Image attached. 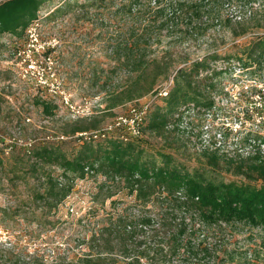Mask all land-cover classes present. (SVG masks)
Here are the masks:
<instances>
[{
  "label": "rangeland",
  "instance_id": "rangeland-1",
  "mask_svg": "<svg viewBox=\"0 0 264 264\" xmlns=\"http://www.w3.org/2000/svg\"><path fill=\"white\" fill-rule=\"evenodd\" d=\"M64 1H49L40 11L45 19L22 36L0 35V264H19L22 254L46 264L77 259L89 251L90 238L110 222L111 215L115 218L135 202V196L121 185L112 197L98 196L104 177L89 174L76 180L71 194L51 208L37 199L34 178L14 177L13 166L21 150L44 141L73 147L92 134L94 141L122 137L133 131L125 120L148 104L147 117L155 106H162L166 96L160 93L170 91L177 70L205 56L218 59L210 61L200 78L226 70L201 83L214 100L215 110L206 118L188 112L181 122L186 132L168 126L163 135L139 130L132 139L144 138L170 148L189 168H199L211 179L260 185L250 167L257 161L256 153L264 157V149H258L264 142V62L234 67L251 40L264 35V0H255L243 13L236 3L223 0L220 21L203 18L196 34L179 29L175 34L167 30L153 34L149 56L170 69L154 81L149 93L117 105H111L109 95L122 88L129 72H116L112 44L118 36L127 37L131 27L129 21L114 17L115 2L120 0H67L77 1L78 6L49 17ZM38 98L57 104L53 115L44 114L35 103ZM78 125L89 129L73 134ZM204 128L211 134L224 132V149L203 147ZM53 168L62 173L57 165ZM242 170L250 174H241ZM225 243L229 249L248 251L255 264H264V229L242 226ZM231 253L218 255L224 260L221 264H236L239 258L232 261Z\"/></svg>",
  "mask_w": 264,
  "mask_h": 264
},
{
  "label": "trees",
  "instance_id": "trees-1",
  "mask_svg": "<svg viewBox=\"0 0 264 264\" xmlns=\"http://www.w3.org/2000/svg\"><path fill=\"white\" fill-rule=\"evenodd\" d=\"M49 1L52 0L0 1V35L22 36L32 22L45 19L40 11ZM229 2L236 3V8L243 13L255 0ZM223 5V0L115 2L114 17L129 21L131 27L127 37L118 36L112 44L116 72L125 69L129 74L122 88L109 95L111 105L143 97L152 90L154 81L170 69L149 56L152 40L155 41L153 34H161L163 30L175 34L178 29L190 35L199 33L198 24L203 25L200 22L203 18L220 21ZM76 6L77 1L66 0L49 17ZM209 58L205 56L177 70L164 104L155 106L146 115L140 124V133L143 130L163 135L168 126L186 132L179 125L188 112L194 111L206 118L215 110L214 100L201 89V83H208L226 70L215 71L210 76L206 73L200 78L201 71L209 69L210 61L218 59ZM237 60L240 64L234 69L264 62V35L251 40ZM211 85L208 88L214 89ZM35 103L47 116L53 115L58 107L40 98ZM85 129L89 126L78 125L73 134ZM91 139L73 147L66 142L33 144L31 149L21 150L13 166L14 177L35 179L37 199L51 208L71 194L76 180L89 174L104 177L98 186V196L112 197L120 185L135 196L134 203L115 212V218L111 215L110 222L92 235L89 251L59 264H221L224 260L218 255L224 252H232L231 257L228 255L232 261L239 258L236 264H255L248 251L229 249L225 241L242 226L264 229V157L260 152L250 167L256 174L255 179L260 181L257 186L211 179L205 171L189 168L170 148L144 138L125 140L118 135L107 141ZM251 139L262 142L260 138ZM259 145L260 150L262 144ZM213 159L217 161L214 156ZM47 165L51 168H46ZM56 165L62 169L61 174L55 173ZM244 172L240 173L250 174ZM18 261L19 264H46L43 259L26 254L20 255Z\"/></svg>",
  "mask_w": 264,
  "mask_h": 264
},
{
  "label": "built area",
  "instance_id": "built-area-1",
  "mask_svg": "<svg viewBox=\"0 0 264 264\" xmlns=\"http://www.w3.org/2000/svg\"><path fill=\"white\" fill-rule=\"evenodd\" d=\"M39 25V21H34L32 22L27 30L28 31H31L32 29H34L35 27L34 26H37ZM168 90H164L162 91L160 94H164L165 96L168 95ZM149 110V104L142 110L141 113H139L138 115H136L134 118H131L129 120H125L124 123H129L130 125V128H133V131H130V132H125L122 134V138H124L125 140L129 139V138H132L134 136H137L139 134V127H140V124L142 123V121L144 120V118L146 117L147 115V112ZM208 115V114H207ZM183 122V121H181ZM181 122H180V127L183 128L181 126ZM121 124V122H119ZM123 123V125H124ZM135 124H136V127H135ZM121 126V125H119ZM184 129V128H183ZM189 129V128H188ZM208 129V128H206ZM205 128L202 130V134L200 136V139L202 140V142L204 143L203 144V147H208V148H214V149H224V132H215V133H210L209 130L207 132ZM196 128H192L191 127V131H195ZM197 131V130H196ZM198 132V131H197ZM195 132H192L191 134H193ZM204 134V135H203ZM94 134L91 135V137H93ZM98 135V134H97ZM100 135V134H99ZM104 135V134H102ZM102 135H100L99 137L101 138ZM207 135V138H203V136ZM105 137V135H104ZM263 149H264V145L262 144L261 146Z\"/></svg>",
  "mask_w": 264,
  "mask_h": 264
}]
</instances>
